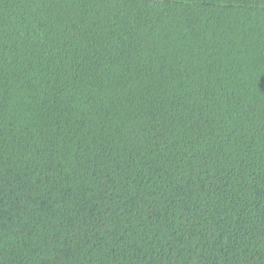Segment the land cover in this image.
Wrapping results in <instances>:
<instances>
[{
    "label": "trees",
    "instance_id": "16d2710c",
    "mask_svg": "<svg viewBox=\"0 0 264 264\" xmlns=\"http://www.w3.org/2000/svg\"><path fill=\"white\" fill-rule=\"evenodd\" d=\"M0 264H264V0H0Z\"/></svg>",
    "mask_w": 264,
    "mask_h": 264
}]
</instances>
